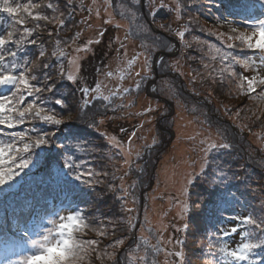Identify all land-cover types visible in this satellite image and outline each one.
Returning a JSON list of instances; mask_svg holds the SVG:
<instances>
[{
  "label": "snow or ice",
  "instance_id": "obj_1",
  "mask_svg": "<svg viewBox=\"0 0 264 264\" xmlns=\"http://www.w3.org/2000/svg\"><path fill=\"white\" fill-rule=\"evenodd\" d=\"M261 3H264V0H261ZM111 4L112 0H103V11L106 13V17H102L101 6L97 4V0H91V4L88 5L85 4V0H0V13L6 14L8 18L3 31H0V137H7V139L0 138V174H2L0 185L12 180L19 171L27 167L30 160L26 158V154L36 147L51 143L54 135L53 131L38 132L35 127L19 131L16 129L22 128L25 124L35 125L36 123L58 127L74 119L71 114L72 108H75L77 118L81 114L87 116L85 109L94 107L96 101L102 100L105 103L100 104V108L105 111L93 112L87 125L90 128H97L103 123V118H106L113 97L132 92L138 93L141 83L147 81L151 75L153 54L161 52V50L156 48L141 49L127 60V68L121 71L119 77L123 80L125 71L131 75L129 70L142 57L141 70L135 72L134 88H117L108 95H104L103 85L99 82L94 87L82 86L78 91L84 100L82 103L73 105L68 104V97L56 95L61 81H67L69 85L77 82L78 73L82 70L81 56L94 51L95 47L102 42L105 32L93 29L92 17L94 13L95 18L101 22V27L111 25L113 18L108 11ZM157 4L160 8H168L177 17L181 14L182 0H149L150 8L156 7ZM78 11H86L87 16L75 21L74 16ZM0 21H4V18L0 17ZM245 23L248 26L243 30L238 26H233L229 28L228 32L212 29L210 34L225 43L228 49L241 48L259 53V63L247 58H237L231 52L215 48V55L212 56V59L219 60L220 68H213L212 71H218L220 77L227 76L230 82H235L240 94L264 102V20L255 23L246 21ZM80 25H86L89 30H93L95 33L82 45L77 43L84 30L79 27ZM115 27L120 28V25L117 23ZM158 27L166 30L169 26L160 24ZM73 28L79 30L73 31L72 35L67 38H61L63 31ZM43 33L47 34V40L42 37ZM176 34L181 40L185 37L184 31H178ZM128 38L125 33L124 40ZM115 39L119 42L121 49L125 47L122 40H119L118 37ZM196 43L202 42L196 41ZM30 46L36 49L35 58L30 55H21ZM48 46H51L50 53ZM186 46L192 47V43H187ZM237 65L245 70H251L255 74L250 77L243 75L235 70ZM169 67L174 71L177 70L180 67L179 60H175ZM204 67L208 68L209 66L206 64ZM105 75L111 77L113 72L108 71ZM195 79L196 77L193 76L194 81ZM75 91L77 90H72L69 96L74 98ZM50 104L67 110L68 114H61L55 107H50ZM134 104L135 101H129L127 104L119 105V108L124 110L133 107ZM141 109L134 114L141 119V123L136 126L141 131L145 124H153L164 116L161 106L150 100L143 102ZM111 110L116 111V108L112 107ZM126 115L133 114L126 113ZM97 116L102 118L97 120ZM124 131L121 129V132ZM134 138H139L135 130L128 135L127 145L114 135L106 137L109 146L118 149L124 156L131 155ZM256 138L264 142V132L257 133ZM200 143L201 145L207 144V147L201 148L203 155L199 171L193 170L185 175L184 182L178 189L179 196L175 198L177 218L183 222L182 227H177L176 230L184 232L186 236L190 229L193 230L189 216L200 207V202L203 199L200 197L198 202L197 198L190 194V186L194 180L197 177H204L209 187L218 186L223 189L233 181L241 179L239 176L230 174L221 161L210 158V153L213 150H230L231 143L216 142L211 138L201 140ZM136 155H139V152ZM64 162L65 167L71 170L75 179L91 188L103 183V180H94V177L108 175L107 172H93L90 164L85 171L86 162H78L71 152L65 156ZM128 162L125 159V163ZM209 169H211L212 176L210 180L207 179L210 175ZM126 175L127 172L121 175L120 180L124 181ZM108 188L110 191L121 193L116 199L120 201L122 211L131 214L134 208L127 207V202L128 197L134 196V194L129 191V188L124 187L123 184L118 189L109 184ZM235 197L236 193L231 190L218 193L217 201L209 209V212H218L225 219L234 221L227 227L217 225L215 230L205 233L210 238V254L216 258L217 264H264V256L259 255V251L264 249V218H257L253 214L228 215L224 213L222 209L225 206H230ZM132 203H135L134 199ZM104 219L106 223L99 227H93L87 219L84 209L61 215L57 220L50 221L51 227L43 235L30 241L31 246L37 251L34 254L20 257L17 264H91L93 253H95L96 260L101 261V264L105 259L115 264V250L125 245L124 238L114 239L103 250L98 248L99 239L82 238L86 231H94L98 238L115 236L124 222L122 218ZM131 219L129 216L127 221L129 227H133ZM109 225L111 232L108 230ZM168 227L169 225L163 224L156 230L155 244H150L147 238L141 236L140 242L129 249L126 257L127 264H158L155 254L160 252H163L165 257L175 258L170 264H186L184 251L186 240L172 237L165 241L164 232ZM172 227L176 226L172 225ZM233 237L237 239L233 240ZM166 244H171L172 250H169L165 246ZM141 245L144 246V254L138 255ZM177 245H179L178 250H176ZM149 249L153 254L151 262L148 259Z\"/></svg>",
  "mask_w": 264,
  "mask_h": 264
},
{
  "label": "rangeland",
  "instance_id": "obj_2",
  "mask_svg": "<svg viewBox=\"0 0 264 264\" xmlns=\"http://www.w3.org/2000/svg\"><path fill=\"white\" fill-rule=\"evenodd\" d=\"M85 4H91V0H85ZM202 5L201 0H182L181 14L177 17L174 12L168 8H160L158 4L156 7L150 8L149 0H136V2L134 0H112L109 9L113 23L101 27L100 22L98 26L93 28L105 32L103 40L95 47L94 51L81 56L83 70L86 65L84 61L89 55L98 52L103 53L105 63L98 70L93 85L95 86L99 82L103 85V90L109 84L107 89L112 92L117 88H134L136 65L143 62L142 57L129 70L131 75L128 74V71H125V78L123 80L119 78L121 71L127 68V60L134 54L146 48H156L162 52V55L161 52L153 54L151 75L147 81L141 83L140 91L123 95L124 98L118 96L116 111H112L109 118H103V123L97 127L98 132L103 133V138L104 134H111L121 141H123L122 137L129 134V131H137L139 138H134L133 143L139 145L137 150L139 155L135 154V157L127 166L122 163L124 157L121 158L122 155L116 148H107L101 143V145L98 144L94 152L91 150V144L88 142L89 134L80 131L81 119L80 116L76 117V113L72 114L73 120L60 125V135L57 138L59 146L63 145L67 149L73 150L72 154L77 161L86 162L84 170H87L90 164L94 172L108 173L107 176L101 175L99 177L103 180V183H100L97 189L94 188L96 196H92L99 199L96 205V213L102 211L100 214L105 212V214L109 213L108 215L112 214L111 216L115 217L113 214H116V211L113 207L117 202L116 197L118 194L117 191L109 190V184L117 189L123 184L134 194V196H129L128 199L133 198L135 200L133 204L134 211L131 214L134 217L133 224H138V226L136 230L128 233L125 245L117 250L116 257L118 258L120 254L122 256L124 253L127 255L129 249L140 242L139 237L141 236L149 240L148 235L154 234L155 239L149 240V242L155 244L156 230L163 224L169 225L164 232L165 241L172 237L182 240L186 238L184 232L176 230L177 227H182L183 223L176 218L175 198L179 196V187H173L159 178L161 164L164 161L176 164L182 159L174 149V118L177 115L175 112L177 107H182L184 113L195 119V124L198 125L199 137L197 139L191 138L187 142L189 149H186L185 157H187L186 162L191 165V169L196 170L194 167L196 163L201 161L203 155L201 148L207 147V144L201 145V140L211 138L216 142L231 143L230 150H213L210 153V158L221 161L230 174L241 178L238 181H233L223 189L218 186L209 187L205 182L206 187L200 190L203 197L201 203L204 207L200 206L191 213L192 216L196 215L197 219L200 216L204 221H207L209 207L213 201H217L215 198L218 199V193L231 190L236 193V197L233 198V202L230 204L231 209L237 208L242 211L238 204H248L249 208L244 213L248 214L250 212L249 214H253L257 218H264V142L256 138L257 133L264 132V102L240 94L236 86L233 87L235 82H230L227 76L220 77L218 71L213 72V68L219 69L220 64L215 65L212 63L208 65V68H204V63L208 60L211 61L213 52L206 42V38L211 35L210 31L204 23L200 26L201 19H198L195 14L196 8L198 9ZM103 13L104 11L101 10L102 17H105ZM84 16H87L86 11H78L74 16V20L79 21ZM94 19L95 15L93 13L92 23ZM117 23L120 28L115 27ZM120 23H123L125 28ZM160 24H166L169 27L164 30L158 27ZM79 27L84 29L81 38L77 41L82 45L95 33L93 30H89L86 25H80ZM76 30L79 29H66L64 31L66 38ZM178 31L185 32L183 40L177 36ZM125 33L129 37L127 40H124ZM44 34L46 33H43L42 37ZM117 37L124 42V48L119 47V42L115 39ZM44 39L47 40V35ZM196 41L202 43L198 44ZM187 43H192V47H187ZM243 50L232 48L231 53L240 58L238 52ZM48 51L51 52V46H48ZM226 51L229 52L227 47ZM35 52L34 47L30 46L27 49L30 56H34ZM162 58L163 60H161ZM177 59L180 62V67L174 71L169 65ZM156 60H159L158 63H156ZM199 69L205 72L200 73ZM235 70L243 75L252 72L238 65L235 66ZM108 71H112L113 76L107 77L105 73ZM193 76L196 77L195 81ZM128 100L135 101L134 106L120 110L119 105L129 103ZM141 100L142 102L150 100L159 104L164 113V116L153 124H145L142 131L136 127L141 123V119L134 115L142 110L141 107L138 109ZM126 113H132L133 115L129 116ZM238 113L239 115H237ZM61 114L67 115L68 113L61 112ZM118 124H121L119 127L124 129V132H121ZM99 148H104L102 151L105 153L106 158L97 154ZM111 154L114 158L110 157ZM192 171L190 170L189 173ZM208 171L210 173L208 177H212L211 169ZM125 172H127V175L124 181H121L120 176L124 175ZM187 173L186 169L179 171L182 183ZM200 179L201 183L205 181L204 177H197L190 186L191 195L193 188L201 184L198 183ZM35 185L36 187L31 190L32 197L40 195L41 189L43 191L48 190L46 185L40 183H35ZM130 185L132 187H129ZM154 191H157L160 195H154ZM196 193L197 189L192 196L196 197ZM104 194L105 198L103 197ZM149 209H155V212H153L154 219H150L147 215ZM215 216L220 217L217 213ZM172 225L176 227H172ZM145 229L148 230V235L144 234ZM102 244V242H99L98 248ZM165 246L172 250L171 244ZM177 248L179 249V245L176 246V250ZM142 254H144L143 245H141L138 255ZM259 255L264 256V249L259 251ZM162 256H165L163 252L155 254L158 264H161L160 259H162ZM151 258L153 259V254ZM174 259V257H169L165 262L170 264ZM202 262L206 261L202 260ZM106 263L112 264V262L105 259L103 264Z\"/></svg>",
  "mask_w": 264,
  "mask_h": 264
},
{
  "label": "trees",
  "instance_id": "obj_3",
  "mask_svg": "<svg viewBox=\"0 0 264 264\" xmlns=\"http://www.w3.org/2000/svg\"><path fill=\"white\" fill-rule=\"evenodd\" d=\"M201 1L203 2V5L200 6V8H198V9L196 8V10H195L196 17L198 19H201L200 26L202 25V23H204L208 27L209 31L212 29H216V30L221 31V32H228L230 27L236 26V25H233L232 21L235 22L237 17H239L241 14H243L246 7L254 5L255 3L259 2V0H201ZM46 35L47 34H44L43 38ZM61 38H66L64 31L61 33ZM206 42L211 46L210 50L213 52V55H215V52H214L215 48H220L221 50L226 51V44L223 43L221 40L217 39V37L214 35H210L209 38H206ZM231 50L232 49H228L229 52H231ZM102 55H103L102 52L101 53L98 52V53H93L89 56L87 55L88 57L86 56L87 58L84 61V64H86V65L84 66L83 70H81L78 73V75L81 76V78H79V80L77 81V84L79 85V87H81L80 84L82 81H85L86 84L89 86L95 81L96 76L98 75V70L105 63V58ZM33 58H34V56H33ZM212 63H214L216 65L219 63V60L211 59V61L210 60L206 61L204 63V65H206V64L210 65ZM203 72H205V71L203 70ZM62 84H63V82H60V84L58 86V89H59L58 92L64 91L66 89H68V91H70V92L72 90H74V87L72 85L67 84V83H65L64 88L61 89ZM75 94H76V92H75ZM124 96H123V98H124ZM117 97L118 96L112 98V104L109 107V109H108L109 111H107L106 116L108 114L112 113V110H111L112 107L116 108V106L118 105ZM128 102H129V100H128ZM102 103H105V102L102 100L96 101L94 104V107L85 109V112H87L88 115L87 116H85L84 114L80 115V119L83 121L82 125H84V124H85V126L88 125L89 117L92 115L93 112H95V111L104 112L105 111L103 108H100V104H102ZM51 107H54V106H51ZM66 111H64V112H66ZM96 118H102V117L97 116ZM119 125H121V124H118V128H120ZM35 128L38 132H47L46 127L42 124H35ZM87 128H90V127L87 126L86 129ZM122 138H123L122 142H125V144H126L128 136L126 135ZM98 139L100 141L99 145H101V143H102L104 146H106L108 148V144L105 141H103L101 139V137L98 136V134L97 135L95 133L89 134V140L90 141L98 140ZM36 148H34L32 151H34ZM103 149L104 148H99L97 151V154H100L99 156L106 158L105 153L102 151ZM92 151L94 152L95 150H92ZM28 155L29 154H26V157ZM111 157L114 158L113 155ZM121 158H123V157H121ZM123 160H124V158H123ZM122 163L124 164V161H122ZM92 171L94 172V170H92ZM95 179H99V178H94V180ZM75 181L76 182L73 183V185L68 190V192H74L78 196L84 195L85 197L88 198V203H90V199H91L92 195L93 196L95 195L94 188L97 189L98 186L91 188V187L85 186L79 180H75ZM139 183L142 184L141 181H139ZM198 183H201V179ZM205 187H206V184L201 183L200 185H198V187H194L192 190V195H193V193L197 189L196 197L198 198V202L200 200V197H202L200 190L202 188H205ZM103 197L105 198V194ZM98 201H99V199L96 197L94 199V207H92V205L90 203V210H88V215L92 214L91 217H93V219L91 221L93 227H99L101 224L106 223V221L101 220V218L99 219L98 217H96V215L94 216V214L91 213L92 211L94 212L95 210H97L96 205L98 204ZM101 201H102V199H101ZM131 201H133V198L131 199ZM213 205H214V202L211 203L209 209L211 207H213ZM200 206H203V204L201 202H200ZM222 211L224 212V209ZM216 213L219 214L218 212H215V211L209 212V210H208L207 228L210 227V224H209L210 215L216 214ZM102 214H105V212H103ZM189 221L193 225V230L190 229L187 236L185 235L186 238L183 239V240H188V241H186L185 248H184L186 264H209L207 257L210 255V248H209L210 247V238L205 234L207 232V228H204V220L200 216H199V219H197L196 215L192 216V214H190ZM132 229L134 230V227ZM108 230H109V232H111V226L110 225H109ZM126 231H127L126 229H123V227H120L119 230H117L115 236L109 235V236L102 237V238H98L94 231H86L85 233L87 234V236L84 234L86 236L84 239H99V242L103 243L99 249L103 250L116 238L126 239V236L129 233V231H127V232ZM149 237L153 238V240L155 239L154 234L153 235L149 234ZM109 251H112V249H110ZM115 251L117 254L118 251L117 250H115ZM121 252H122V250H121ZM151 255H152V253H151V250L149 249V256H148L149 261H151V259H152ZM126 257H127V255L125 253L123 256L120 254L119 260L123 261ZM115 259H117V258H115ZM202 260H205L206 262H202ZM91 263L101 264V261L96 260L95 253H93V255L91 257ZM106 264H108V263H106Z\"/></svg>",
  "mask_w": 264,
  "mask_h": 264
},
{
  "label": "bare ground",
  "instance_id": "obj_4",
  "mask_svg": "<svg viewBox=\"0 0 264 264\" xmlns=\"http://www.w3.org/2000/svg\"><path fill=\"white\" fill-rule=\"evenodd\" d=\"M97 4L99 6H101V10H103V0H97ZM108 11L110 12V9ZM103 14L106 17V13L104 12ZM99 23H100V21H98L95 18L93 23H92L93 28L98 26ZM120 24L122 27L125 28V25L123 23H120ZM142 63L143 62L137 63L135 71L141 70ZM198 71L200 73H203V71H201V69H199ZM142 103L143 102L141 100L139 103L138 109H140ZM175 112L177 115L174 118V137H175L174 149H176L177 154H179L182 159L179 160L178 163H176V164H173L172 162L164 161L161 164V170L159 172V178H161L163 181H166L168 184H170L173 187H179L180 188L182 182L180 181L179 171H183L186 169V171L189 173L190 170H194V169H191V165L186 162V158H187V157H185L186 149H189L187 142L191 138L197 139L199 137V134H198V129H197L198 125L195 124V119L189 117L188 116L189 114L186 115L184 113L182 107H177ZM108 136H112V135H105V138ZM106 141H107V139H106ZM132 149L133 150H132L131 155H129V156L122 155V157H124V166H127L130 163L131 159H133L134 155L136 154L137 150L139 149V145L137 143H133ZM125 159H127L129 161L127 164L125 163ZM167 163H168V165H166ZM200 164H201V161L196 163V165L194 167V168H196V171H199ZM153 194L156 196L160 195L157 191H154ZM153 212H155V209L150 210L149 213L147 214L150 219L155 218V216L153 215ZM178 221H181V220L178 219ZM156 229H157V224H156ZM164 238H165V236H164Z\"/></svg>",
  "mask_w": 264,
  "mask_h": 264
},
{
  "label": "clouds",
  "instance_id": "obj_5",
  "mask_svg": "<svg viewBox=\"0 0 264 264\" xmlns=\"http://www.w3.org/2000/svg\"><path fill=\"white\" fill-rule=\"evenodd\" d=\"M0 179H2V174H0Z\"/></svg>",
  "mask_w": 264,
  "mask_h": 264
},
{
  "label": "water",
  "instance_id": "obj_6",
  "mask_svg": "<svg viewBox=\"0 0 264 264\" xmlns=\"http://www.w3.org/2000/svg\"><path fill=\"white\" fill-rule=\"evenodd\" d=\"M142 7H143V3H142Z\"/></svg>",
  "mask_w": 264,
  "mask_h": 264
}]
</instances>
